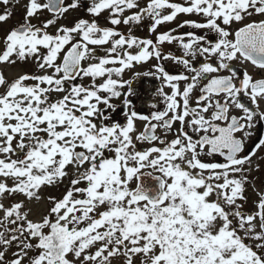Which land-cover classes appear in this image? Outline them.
I'll use <instances>...</instances> for the list:
<instances>
[{
  "label": "snow or ice",
  "instance_id": "snow-or-ice-1",
  "mask_svg": "<svg viewBox=\"0 0 264 264\" xmlns=\"http://www.w3.org/2000/svg\"><path fill=\"white\" fill-rule=\"evenodd\" d=\"M23 7L0 36V264H264V0Z\"/></svg>",
  "mask_w": 264,
  "mask_h": 264
},
{
  "label": "rangeland",
  "instance_id": "rangeland-1",
  "mask_svg": "<svg viewBox=\"0 0 264 264\" xmlns=\"http://www.w3.org/2000/svg\"><path fill=\"white\" fill-rule=\"evenodd\" d=\"M27 2V0H21L20 2V5L18 7H14L13 9V15L12 17L10 18V20L2 25H0V36H2L4 34V32H6L8 29L20 24L23 20V15H24V7L23 5ZM0 11H3V6H0ZM74 15H80V16H83L84 13H75ZM122 30H124L122 28ZM137 35H140V36H144L145 35V31L143 29H138L137 32H136ZM166 50H172V51H177L176 49L174 48H166ZM143 70H147V68L143 69ZM5 74L11 78L12 75H14V70H9V69H6L5 70ZM128 78H131V74H129ZM115 103H119V101H114ZM137 127L140 128L141 127V124L139 122H137ZM264 128V126H262ZM257 132L261 133L260 131V128H259V125L257 126ZM264 134V133H263ZM253 139H255V136L253 137ZM257 175L261 176L262 179H264V165H262V169H261V172L258 173ZM259 183V182H257ZM53 195H58V193L56 192H53L52 193ZM249 197H253V193L251 191V189H249L248 193Z\"/></svg>",
  "mask_w": 264,
  "mask_h": 264
},
{
  "label": "flooded vegetation",
  "instance_id": "flooded-vegetation-1",
  "mask_svg": "<svg viewBox=\"0 0 264 264\" xmlns=\"http://www.w3.org/2000/svg\"><path fill=\"white\" fill-rule=\"evenodd\" d=\"M159 81H154L151 78H144L143 82H136L134 83L133 87L137 90V92L141 93L140 99H137V97H133V101L136 103L137 108H144L146 110L147 106L142 101L148 100V102H151L150 94L155 90L157 86H159ZM161 107L163 105L161 104ZM121 120H123V117H120ZM260 131L258 134L264 135V128L259 125Z\"/></svg>",
  "mask_w": 264,
  "mask_h": 264
}]
</instances>
